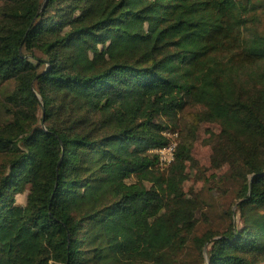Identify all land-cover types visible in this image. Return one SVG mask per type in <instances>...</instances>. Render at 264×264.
Returning <instances> with one entry per match:
<instances>
[{
	"label": "trees",
	"instance_id": "1",
	"mask_svg": "<svg viewBox=\"0 0 264 264\" xmlns=\"http://www.w3.org/2000/svg\"><path fill=\"white\" fill-rule=\"evenodd\" d=\"M5 84L0 264H264V0H0ZM190 107L237 183L192 236Z\"/></svg>",
	"mask_w": 264,
	"mask_h": 264
},
{
	"label": "rangeland",
	"instance_id": "2",
	"mask_svg": "<svg viewBox=\"0 0 264 264\" xmlns=\"http://www.w3.org/2000/svg\"><path fill=\"white\" fill-rule=\"evenodd\" d=\"M10 87L9 84L1 86L0 93L2 95L9 93ZM196 111L195 107L186 108L181 113V130L175 131V139L177 136L179 139L184 138L191 145L190 158L185 161L186 176L182 182V189L187 196L197 193L198 202L202 205L190 236L200 234L207 228H220L227 222L223 210L232 201L237 186L236 181L226 179L229 173L224 177V173L228 171L227 164L215 166L211 163L212 148L208 140L210 132L219 131V123L197 121ZM16 200L20 203L24 202L25 193L17 195ZM185 250L192 255V249L187 247Z\"/></svg>",
	"mask_w": 264,
	"mask_h": 264
},
{
	"label": "built area",
	"instance_id": "3",
	"mask_svg": "<svg viewBox=\"0 0 264 264\" xmlns=\"http://www.w3.org/2000/svg\"><path fill=\"white\" fill-rule=\"evenodd\" d=\"M171 136H176V132H165ZM175 140L172 139L168 144L155 148L153 151L157 152L160 164L165 165L173 158V151L175 147Z\"/></svg>",
	"mask_w": 264,
	"mask_h": 264
}]
</instances>
